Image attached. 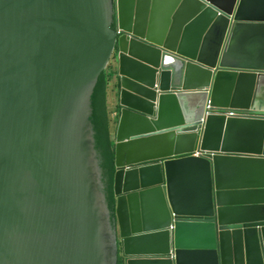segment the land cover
I'll list each match as a JSON object with an SVG mask.
<instances>
[{
  "label": "water",
  "instance_id": "obj_1",
  "mask_svg": "<svg viewBox=\"0 0 264 264\" xmlns=\"http://www.w3.org/2000/svg\"><path fill=\"white\" fill-rule=\"evenodd\" d=\"M112 2L114 29L101 0H0V264H99L70 208L110 216L90 117L112 55L109 263L264 264V0Z\"/></svg>",
  "mask_w": 264,
  "mask_h": 264
},
{
  "label": "trees",
  "instance_id": "obj_2",
  "mask_svg": "<svg viewBox=\"0 0 264 264\" xmlns=\"http://www.w3.org/2000/svg\"><path fill=\"white\" fill-rule=\"evenodd\" d=\"M114 25L112 24L111 28ZM109 77L104 71L99 77L97 86L92 96V115L90 122L94 137V146L98 162L102 171L105 194L110 211V222L113 219L114 197H113V175H114V145L110 132V114L107 104V89Z\"/></svg>",
  "mask_w": 264,
  "mask_h": 264
},
{
  "label": "flooded vegetation",
  "instance_id": "obj_3",
  "mask_svg": "<svg viewBox=\"0 0 264 264\" xmlns=\"http://www.w3.org/2000/svg\"><path fill=\"white\" fill-rule=\"evenodd\" d=\"M102 5L101 7L103 8L102 10V18L108 22L109 26L110 23L112 24V6H111V1L110 0H101ZM105 7V9H104ZM106 10V11H105ZM74 126L71 122L67 125V127H72ZM82 157L81 153H77V149L74 148H69L65 149L63 153V160L65 162V173L66 175H69L68 171L70 170L71 173H74L75 171L78 172V170L81 167V160L80 158ZM75 172V173H76ZM66 191L71 193L73 192V185L72 181L70 180V183H68L66 186ZM103 194L104 193V188L102 190ZM76 209H79L77 207H71L70 211L71 213L80 218H86L89 221H96L97 227H98V232L97 235L99 236V255H100V261L99 264H110L109 263V256H110V251L109 247H111V256H113V251H114V244H113V231L111 230V224H110V216L108 212H103L101 213L100 217L96 218V215L94 213V210L91 208L89 203H84V206L79 209L80 214L77 213Z\"/></svg>",
  "mask_w": 264,
  "mask_h": 264
},
{
  "label": "clouds",
  "instance_id": "obj_4",
  "mask_svg": "<svg viewBox=\"0 0 264 264\" xmlns=\"http://www.w3.org/2000/svg\"><path fill=\"white\" fill-rule=\"evenodd\" d=\"M111 1V5H112V11H113V2H112V0H110ZM112 21H113V16H112ZM112 24L114 25V22H112ZM112 24H111V26H112ZM111 26H110V28H111ZM111 29H114V27L113 28H111ZM118 35H119V32H118ZM113 55L110 57V62H109V64H108V66L106 67V69L104 70L106 73H107V76L109 77V84H110V77H113V79H114V75H115V68H114V61H113ZM103 71V72H104ZM112 75V76H111ZM115 80V79H114ZM109 84H108V86H109ZM116 87H117V85H116ZM108 90V89H107ZM116 96H117V89H116ZM118 99V98H117ZM209 101H207L206 102V105H205V109H204V114H203V118L200 120L201 121V123H204V121H205V117L209 114V113H211L210 112V108H209ZM118 112H119V106H118V102H117V113H116V126H115V128H113V127H111V119H110V132H111V136H112V140H113V145L115 144V131H116V127H117V122H118ZM230 112H234L235 113V115H230ZM218 113H220V114H224V115H226L227 117H240V116H242V115H245V113H242V112H239V111H237V110H234V109H221V110H219L218 111ZM198 127V125L197 124H194L193 126H190L189 128H187L188 130H195L196 128ZM186 129V130H187ZM205 153H203V152H196V153H194V154H192V156H201V155H204ZM115 169V168H114ZM115 172V171H114ZM114 176V175H113ZM112 190H113V184H112ZM113 197H114V195H113ZM114 202H115V200H114ZM113 212H114V210H113ZM174 214H173V221H172V224L170 225V227L168 228L170 231H173L174 230V228H175V222H176V219L174 218ZM113 217H114V214H113ZM113 228H114V226H113ZM117 264H122V260H121V258H120V256H119V252H118V255H117Z\"/></svg>",
  "mask_w": 264,
  "mask_h": 264
},
{
  "label": "crops",
  "instance_id": "obj_5",
  "mask_svg": "<svg viewBox=\"0 0 264 264\" xmlns=\"http://www.w3.org/2000/svg\"><path fill=\"white\" fill-rule=\"evenodd\" d=\"M112 76V75H111ZM116 82L113 77H110V84L107 90V104L111 119V127L115 128L116 126V113H117V96H116Z\"/></svg>",
  "mask_w": 264,
  "mask_h": 264
},
{
  "label": "built area",
  "instance_id": "obj_6",
  "mask_svg": "<svg viewBox=\"0 0 264 264\" xmlns=\"http://www.w3.org/2000/svg\"><path fill=\"white\" fill-rule=\"evenodd\" d=\"M230 115H235V113L234 112H230Z\"/></svg>",
  "mask_w": 264,
  "mask_h": 264
}]
</instances>
